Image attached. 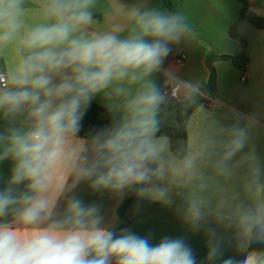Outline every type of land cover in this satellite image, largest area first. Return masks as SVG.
I'll return each mask as SVG.
<instances>
[{"label":"clouds","instance_id":"obj_1","mask_svg":"<svg viewBox=\"0 0 264 264\" xmlns=\"http://www.w3.org/2000/svg\"><path fill=\"white\" fill-rule=\"evenodd\" d=\"M98 8L0 0V264H264L257 118L207 113L174 140L170 90L194 99L199 85L158 76L187 17L152 0ZM94 102L107 122L81 135ZM129 195L137 214L160 204L202 234L203 259L185 236L153 244L105 211V196Z\"/></svg>","mask_w":264,"mask_h":264},{"label":"crops","instance_id":"obj_2","mask_svg":"<svg viewBox=\"0 0 264 264\" xmlns=\"http://www.w3.org/2000/svg\"><path fill=\"white\" fill-rule=\"evenodd\" d=\"M173 10L166 5L165 0H152L153 4L167 8L170 11L183 13L192 26L193 31L186 41L178 46L167 58L164 72L158 76L162 86L165 76L171 74L178 79L191 82L194 86L201 85L209 79V69L205 62L208 53L219 55H238L242 51L240 40L230 35L231 26L238 20L242 3L237 0H170ZM249 10L264 17V0H246ZM111 0H99L98 14L103 16L105 8ZM130 2V0H124ZM97 19H100L98 16ZM102 26L104 22L102 21ZM241 35L247 41L248 64L246 71L241 70L232 61L220 59L215 62L218 90L214 97L204 96V102L190 113L186 126L193 131L203 122L207 113L215 112L221 117H231L238 113L242 116L254 115L258 125L254 133L257 150L264 155V30L245 21L240 27ZM184 56V58H182ZM245 78V80H243ZM181 100L190 96L180 93ZM175 101H169V122L165 127H176L178 122L171 111ZM101 106L99 102H94ZM8 164L0 165V175L6 174ZM88 200L97 197L85 194ZM105 211L111 216L118 215L121 202L105 196L103 198ZM124 201V199H123ZM136 198L130 204L127 215L130 219L129 228L140 235L152 232L153 244L163 236L187 237L202 260L206 254L205 237L200 233H191L179 221L174 213L160 204L144 202L137 214ZM120 224L121 218L118 215ZM233 255L231 250L226 257Z\"/></svg>","mask_w":264,"mask_h":264},{"label":"trees","instance_id":"obj_3","mask_svg":"<svg viewBox=\"0 0 264 264\" xmlns=\"http://www.w3.org/2000/svg\"><path fill=\"white\" fill-rule=\"evenodd\" d=\"M242 3L243 7L240 12L238 20L231 26L230 35L234 38L240 40L242 44V51L238 55H219L215 53H208L205 57L206 65L209 69V79L205 83L199 86V94L194 98H189L188 100H181L178 102H173L171 106V111L174 114L179 127H164L163 131L167 132L173 137V139L182 138L184 126L186 121L192 112V110L201 105L204 102V96L214 97L218 90V81H217V72L215 69V62L220 59H228L232 61L237 67L241 70L246 71L248 64L247 56V41L240 33V27L242 23L248 21L252 23L257 28L264 30V17L256 15L255 13L249 10V4L246 0H237ZM166 5L170 10H173L170 0H165ZM107 121L104 116V109L102 106L93 103L92 107L87 112L84 118V127L81 132V135H85L90 128L99 127L105 124ZM134 196L129 195L124 198L123 203L118 209V215L121 218V226L129 227L130 219L127 215L128 208ZM198 258V255H197Z\"/></svg>","mask_w":264,"mask_h":264},{"label":"built area","instance_id":"obj_4","mask_svg":"<svg viewBox=\"0 0 264 264\" xmlns=\"http://www.w3.org/2000/svg\"><path fill=\"white\" fill-rule=\"evenodd\" d=\"M182 58H184V56H182ZM243 80H245V78ZM178 93H179L178 89L172 88L170 90V93H169V95H170V100L169 101H176V102L181 101L180 93L179 94Z\"/></svg>","mask_w":264,"mask_h":264}]
</instances>
